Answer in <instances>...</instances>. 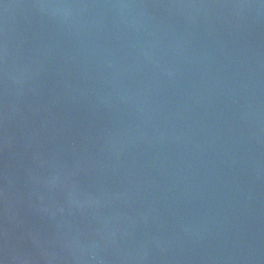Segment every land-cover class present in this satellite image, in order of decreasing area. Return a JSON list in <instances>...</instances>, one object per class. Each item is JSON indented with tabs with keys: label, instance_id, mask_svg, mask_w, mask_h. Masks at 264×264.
Returning a JSON list of instances; mask_svg holds the SVG:
<instances>
[{
	"label": "water",
	"instance_id": "obj_1",
	"mask_svg": "<svg viewBox=\"0 0 264 264\" xmlns=\"http://www.w3.org/2000/svg\"><path fill=\"white\" fill-rule=\"evenodd\" d=\"M0 264H264V0H0Z\"/></svg>",
	"mask_w": 264,
	"mask_h": 264
}]
</instances>
